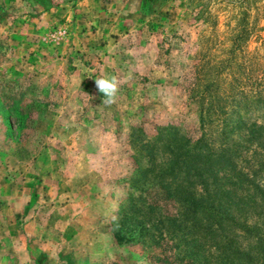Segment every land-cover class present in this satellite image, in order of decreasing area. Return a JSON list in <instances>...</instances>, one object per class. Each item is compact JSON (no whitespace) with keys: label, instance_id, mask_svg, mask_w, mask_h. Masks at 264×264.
<instances>
[{"label":"rangeland","instance_id":"374dc122","mask_svg":"<svg viewBox=\"0 0 264 264\" xmlns=\"http://www.w3.org/2000/svg\"><path fill=\"white\" fill-rule=\"evenodd\" d=\"M247 27L263 55L264 0H0V264H165L170 237L121 228L132 203L178 211L136 136L198 127L195 70Z\"/></svg>","mask_w":264,"mask_h":264},{"label":"trees","instance_id":"16d2710c","mask_svg":"<svg viewBox=\"0 0 264 264\" xmlns=\"http://www.w3.org/2000/svg\"><path fill=\"white\" fill-rule=\"evenodd\" d=\"M247 30L222 48L227 58L204 56L196 68L188 106L198 127L168 124L154 139L143 129L136 136L138 153L157 169L154 185L178 211L164 217L168 227L157 200L132 203L134 217L124 213L121 228L133 225L130 244L170 237L158 262L264 264V54L245 51L255 33Z\"/></svg>","mask_w":264,"mask_h":264},{"label":"clouds","instance_id":"9594fccd","mask_svg":"<svg viewBox=\"0 0 264 264\" xmlns=\"http://www.w3.org/2000/svg\"><path fill=\"white\" fill-rule=\"evenodd\" d=\"M98 92L103 94V104L111 105L116 102L119 91V81L116 77H101L95 80Z\"/></svg>","mask_w":264,"mask_h":264}]
</instances>
